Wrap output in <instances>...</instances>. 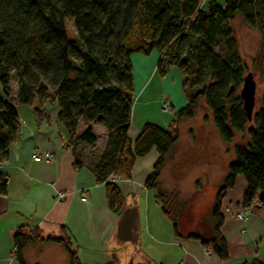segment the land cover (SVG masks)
<instances>
[{
	"label": "trees",
	"instance_id": "1",
	"mask_svg": "<svg viewBox=\"0 0 264 264\" xmlns=\"http://www.w3.org/2000/svg\"><path fill=\"white\" fill-rule=\"evenodd\" d=\"M238 15L248 28L264 32V0H225L224 6L212 0L206 10L200 0H0V162L17 138L18 106L36 104L39 111L47 102L57 104V123L71 146L94 147L98 138L92 125L105 127L103 150L89 162L76 156L75 166L86 165L97 183L104 184L109 206L119 214L125 209L124 197L110 178L130 180L136 160L156 150L145 189L156 192L163 215L180 235L178 219L185 204H178L177 193L165 198L159 179L179 140L180 123L192 120L204 104L235 160L225 164L226 175L209 214L213 236L188 238L228 260L222 206L239 175L247 184L243 206L249 208L257 200L264 207V93L249 120L240 98L247 65L231 25ZM67 19L74 20L79 42L67 38ZM262 47L264 53V40ZM155 50L161 53L159 77L170 67L180 70L187 104L168 129L147 123L131 140V56ZM12 73L18 80L15 94ZM7 191V177L0 174V194ZM13 242L19 264H25L23 252L32 243L59 244L70 264H79L65 236L42 237L21 227Z\"/></svg>",
	"mask_w": 264,
	"mask_h": 264
},
{
	"label": "crops",
	"instance_id": "2",
	"mask_svg": "<svg viewBox=\"0 0 264 264\" xmlns=\"http://www.w3.org/2000/svg\"><path fill=\"white\" fill-rule=\"evenodd\" d=\"M210 1L202 0L201 9L206 10ZM214 1L225 5V0ZM160 57L156 50L150 55L131 56L135 89L128 131L131 140L147 123L168 129L176 112L187 104L180 70L170 67L164 78L159 77ZM34 105L18 106L17 138L9 146L8 157L0 162V174L8 180L7 195L0 194V264H19L13 254V234L21 227L42 237H67L79 264H264V207L257 200L249 208L243 206L247 184L242 175L223 199L222 234L229 259L223 261L212 252L205 254V246L188 238L190 234L213 236L209 214L226 175V157L232 154V149L221 142L212 120L211 127H188L195 117L180 123L179 140L159 179L160 184L168 175L171 184L164 188L176 187L179 197L185 199L178 219L180 235H175L171 221L163 215L156 192L145 189L157 157L155 149L136 160L130 180L113 181L124 197V211L135 209L131 248L125 245L129 241L118 237L124 211L119 214L110 208L104 184L97 183L86 165L75 166L76 156L89 162L103 150L105 127L92 125L98 138L94 147L71 146L57 123V104L47 102L39 111ZM213 146L212 159H202ZM34 150L49 152L51 158L36 161L32 158ZM187 181L189 194L183 191ZM197 182L199 185L193 186ZM58 192L66 194L60 202L55 200ZM83 192L86 200L81 199ZM243 211H249L245 222L237 218ZM134 251L138 254H131ZM23 260L25 264H70L68 253L56 243L28 245Z\"/></svg>",
	"mask_w": 264,
	"mask_h": 264
},
{
	"label": "rangeland",
	"instance_id": "3",
	"mask_svg": "<svg viewBox=\"0 0 264 264\" xmlns=\"http://www.w3.org/2000/svg\"><path fill=\"white\" fill-rule=\"evenodd\" d=\"M201 1L202 0H200V2ZM231 25L234 30L235 36L238 40L240 54L243 57V60L247 65V73L251 72L256 81V102H255V107L253 110V114H255L259 109V99L264 93V56H263L264 53H262L263 52L262 42L264 40V32H260L259 30L248 28L244 24L242 17L240 15L237 16V18L235 19L234 22H232ZM66 33H67V38L69 40L79 42L73 19L66 20ZM10 86H11L12 93L15 94L17 87H18V80H17V76L15 75V73H12ZM194 117H195L194 121L190 122V124L189 123L187 124L188 127H192L193 125L197 127L198 126H203V127L212 126L211 124L212 116L210 112L207 110V108L204 106V104H201V106L196 110ZM82 128H84V126ZM82 128L80 129V131H82ZM210 138L211 137H208V139ZM209 143L212 144V141H209ZM227 147L231 148L230 146H227ZM213 148L214 146L209 148L206 151L207 156L206 157L203 156L202 159H206V158L212 159L210 154ZM233 160H235V155H234V152L232 151L231 156L226 157V161L231 162ZM169 179H170L169 176L165 175V177L162 180V183H160V191L163 193V196L165 198H169V196H172L177 193L176 201L178 202V204L179 205L185 204V199H182L179 197L180 192L178 191L176 187L175 188L173 187L164 188V186H169L171 184L169 182ZM186 183L187 184L183 183L184 184L183 191L185 193L188 192L189 194L190 183L188 181ZM193 186L197 187V183H193ZM131 244L132 243H130V241L125 243L126 246H131L132 248L133 245ZM122 253L123 252H121L120 250V252H118V256L121 257ZM131 254H138V253L137 252L135 253L134 251Z\"/></svg>",
	"mask_w": 264,
	"mask_h": 264
},
{
	"label": "water",
	"instance_id": "4",
	"mask_svg": "<svg viewBox=\"0 0 264 264\" xmlns=\"http://www.w3.org/2000/svg\"><path fill=\"white\" fill-rule=\"evenodd\" d=\"M232 92V88L229 93ZM240 98L243 102V108L247 114L249 120L253 115V110L256 102V81L251 72H248L243 80V86L240 90ZM135 209H126L118 224V237L121 241H129L134 238L133 226L135 223Z\"/></svg>",
	"mask_w": 264,
	"mask_h": 264
},
{
	"label": "built area",
	"instance_id": "5",
	"mask_svg": "<svg viewBox=\"0 0 264 264\" xmlns=\"http://www.w3.org/2000/svg\"><path fill=\"white\" fill-rule=\"evenodd\" d=\"M32 158L36 161H41V160H48L51 158V154L49 152H39V150H34L33 152V155H32ZM121 179L119 177H116V176H112L110 178V181H120ZM65 192H58L56 194V197H55V200L57 202H60L64 199L65 197ZM81 199L82 200H86V194L83 192L81 194ZM248 216H249V211H243V212H240L237 214V218L242 221V222H245L248 220ZM244 231H242L243 233ZM204 252L205 254H209L211 251L208 247H205L204 248ZM180 264H185L184 262H181Z\"/></svg>",
	"mask_w": 264,
	"mask_h": 264
}]
</instances>
